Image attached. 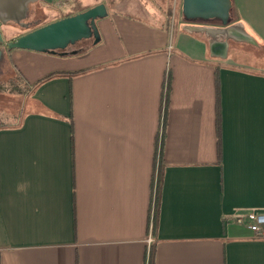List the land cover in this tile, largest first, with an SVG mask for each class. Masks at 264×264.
<instances>
[{"label": "crops", "instance_id": "crops-1", "mask_svg": "<svg viewBox=\"0 0 264 264\" xmlns=\"http://www.w3.org/2000/svg\"><path fill=\"white\" fill-rule=\"evenodd\" d=\"M151 1L107 7L77 55L8 53L0 80L29 90L22 115L0 106V264H149L151 245L152 264H264V238L224 221L264 211V57H212L185 22L170 43ZM232 1L264 44V0Z\"/></svg>", "mask_w": 264, "mask_h": 264}, {"label": "water", "instance_id": "water-1", "mask_svg": "<svg viewBox=\"0 0 264 264\" xmlns=\"http://www.w3.org/2000/svg\"><path fill=\"white\" fill-rule=\"evenodd\" d=\"M37 1L0 0V73L8 64V53L13 49L68 56L84 51L85 47H75L81 41H88L89 45L100 42L97 20L108 15L102 2L28 30L13 40L4 41L1 26L14 23L23 29H30L35 24L24 20L29 17L31 5ZM232 7V0H182L181 14L185 21L182 30L204 35L210 56L216 58L227 57L230 42L257 45L241 21L230 22ZM193 21L202 23L195 24Z\"/></svg>", "mask_w": 264, "mask_h": 264}, {"label": "rangeland", "instance_id": "rangeland-1", "mask_svg": "<svg viewBox=\"0 0 264 264\" xmlns=\"http://www.w3.org/2000/svg\"><path fill=\"white\" fill-rule=\"evenodd\" d=\"M105 3L106 6L109 8H112L116 11H124L129 9L128 5H131V3H142L144 6H147L149 8L154 6L151 5V0H39L31 5V10L29 17L31 19H35L38 15V18H36V21H38V25H42L43 23L53 19L57 18L67 12H76L77 10L82 9V7L86 6H92L97 3ZM181 2L182 0H168L166 4H160L161 6H157L158 8L156 9V12H160L161 10H164L167 14V24L169 26V42H172V36L173 38L175 37V34L177 31L180 29V22H185L182 14H181ZM154 4V3H153ZM40 5H48L49 11L46 12L45 8L40 7ZM108 11V10H107ZM41 16H39L40 14ZM108 16L110 17L111 15L109 14L108 11ZM108 16L104 18H108ZM28 17V18H29ZM101 20V19H99ZM98 22V20H97ZM195 24H201L202 22L199 21H193ZM181 30V29H180ZM18 37V36H17ZM15 37V38H17ZM14 38V39H15ZM83 43V42H82ZM79 45H81L79 43ZM10 94L5 93L3 97V101L0 102V106L6 109H2L4 111V114H10L12 111H19L21 104H23L24 99L23 97L17 96L20 100L17 101L16 96L10 97L8 96ZM18 102V104H17ZM0 107V108H1Z\"/></svg>", "mask_w": 264, "mask_h": 264}, {"label": "built area", "instance_id": "built-area-1", "mask_svg": "<svg viewBox=\"0 0 264 264\" xmlns=\"http://www.w3.org/2000/svg\"><path fill=\"white\" fill-rule=\"evenodd\" d=\"M226 223L240 224L247 227L252 233V238H264V211L257 208H240L231 214L224 215ZM148 238V244L151 243Z\"/></svg>", "mask_w": 264, "mask_h": 264}, {"label": "trees", "instance_id": "trees-1", "mask_svg": "<svg viewBox=\"0 0 264 264\" xmlns=\"http://www.w3.org/2000/svg\"><path fill=\"white\" fill-rule=\"evenodd\" d=\"M89 7H91V6H86L83 9H80L78 11L81 12V11H83V10L89 8ZM78 11L75 12V13H72L71 15L78 13ZM234 12H235V8L232 7L230 22H234V19H235ZM255 47H256L257 52L259 53V55L264 57V44L261 43V42H257V45ZM10 68H12V67H10ZM13 73L14 74H9L8 73L9 80H4V81L0 80V94L4 93V92H7V93H12L14 95H20L21 94L22 97H23L24 94H26L29 89L23 83V80H21L19 74L17 75L15 72H13ZM19 107H20V110L18 111V115L20 116V115L23 114L22 111L24 110V106L23 107L19 106ZM217 130H218V134H219V118L217 119ZM219 147H220V144H219V136H218V148ZM159 173L161 174L160 170H159ZM153 255H154V247L151 245L150 249H149V261H148L149 264H152Z\"/></svg>", "mask_w": 264, "mask_h": 264}, {"label": "flooded vegetation", "instance_id": "flooded-vegetation-1", "mask_svg": "<svg viewBox=\"0 0 264 264\" xmlns=\"http://www.w3.org/2000/svg\"><path fill=\"white\" fill-rule=\"evenodd\" d=\"M105 4V3H104ZM106 5V4H105ZM106 8H107V6H106ZM39 14H40V12H39ZM42 14H40L39 16H41ZM35 19H31L30 17L29 18H27V19H25L24 21L25 22H31V23H37V21H36V18H38V15L36 16V17H34ZM36 26H37V24H34L32 27H30V29H23L22 27H20V26H18L17 24H14V23H10V24H8V25H6V27H9V28H11V27H13V28H15V29H18L19 30V32L18 33H20V32H23V33H25V32H27L28 30H31V29H33V28H36ZM38 27V26H37ZM3 28H5V26H1V32H2V34H3ZM3 38H4V36H3ZM4 41H6L5 39H4ZM85 41V40H84ZM84 41H81V42H79L81 45L83 44L82 42H84ZM7 42V41H6ZM79 43H77L76 45H75V47H83V46H81V45H79ZM85 47V46H84ZM3 73H5V70L3 69V71H2V73L0 74V77H2L4 74Z\"/></svg>", "mask_w": 264, "mask_h": 264}]
</instances>
